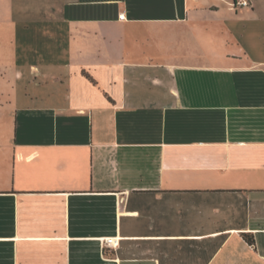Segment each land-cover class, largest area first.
<instances>
[{"label":"crops","instance_id":"0c3cea01","mask_svg":"<svg viewBox=\"0 0 264 264\" xmlns=\"http://www.w3.org/2000/svg\"><path fill=\"white\" fill-rule=\"evenodd\" d=\"M16 1L0 264H264V0Z\"/></svg>","mask_w":264,"mask_h":264},{"label":"rangeland","instance_id":"374dc122","mask_svg":"<svg viewBox=\"0 0 264 264\" xmlns=\"http://www.w3.org/2000/svg\"><path fill=\"white\" fill-rule=\"evenodd\" d=\"M28 2H29L28 5H31V6H34L36 3L35 0H28ZM7 3H8L7 0H0V88H2L1 86L3 85H4L3 88H5V86L9 84L8 78H5L3 75L4 71L10 70L13 66L16 65V63L19 60L18 58L20 57L22 51H25L27 47L31 48L30 43L20 42L21 36L18 38L15 36L11 37L10 34L5 30V25L1 24V19L6 17L7 8H8V7L6 8ZM16 3L18 7L20 8L21 7L20 0H17ZM35 14L36 13L31 14L30 12V15L32 17L36 16ZM28 54H30L29 56L31 58V53H28ZM3 100H4L3 98L0 99V103H2Z\"/></svg>","mask_w":264,"mask_h":264},{"label":"built area","instance_id":"2783aa9c","mask_svg":"<svg viewBox=\"0 0 264 264\" xmlns=\"http://www.w3.org/2000/svg\"><path fill=\"white\" fill-rule=\"evenodd\" d=\"M233 4L236 7H249L250 6V3L248 0H234Z\"/></svg>","mask_w":264,"mask_h":264},{"label":"trees","instance_id":"16d2710c","mask_svg":"<svg viewBox=\"0 0 264 264\" xmlns=\"http://www.w3.org/2000/svg\"><path fill=\"white\" fill-rule=\"evenodd\" d=\"M85 75L90 79V80H92L93 82H95L88 74H86L85 73ZM247 241H248V243L250 244V245H253L254 243H255V241H254V238L252 237V238H247Z\"/></svg>","mask_w":264,"mask_h":264}]
</instances>
